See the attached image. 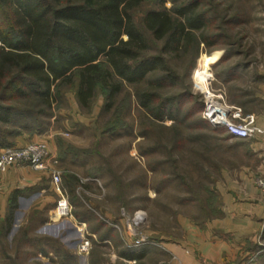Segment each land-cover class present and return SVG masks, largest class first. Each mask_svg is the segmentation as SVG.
I'll list each match as a JSON object with an SVG mask.
<instances>
[{"label":"trees","instance_id":"1","mask_svg":"<svg viewBox=\"0 0 264 264\" xmlns=\"http://www.w3.org/2000/svg\"><path fill=\"white\" fill-rule=\"evenodd\" d=\"M148 1L151 7H145ZM167 1L171 2L169 8L165 6ZM229 3L225 0L216 5L213 0H0V150L16 145L19 137L48 131L54 124L52 118L57 119L54 110L62 99L64 86L75 89L80 107L91 105L102 90L106 99L103 110L112 109L126 85L133 86V96L143 118L170 130L173 147L179 144L181 127L196 130L195 137L204 148L209 146L210 132L220 130L227 139L232 138L224 128H214L202 117V95L192 92L191 85L182 81L175 66L176 61L189 55L191 72L201 57L199 68L195 69L200 73L205 55L221 50L224 54L214 64L236 58L218 74L227 84L240 69L251 66L245 60L248 50H242L245 45L234 37L235 32L230 28L234 17L226 15L229 8L233 15H240L241 10H236L240 6L233 1ZM220 15L225 25L214 24ZM256 94L248 91L233 99L248 114L258 101ZM166 120L171 123L164 124ZM125 124L120 119L106 131ZM70 152L69 148L58 151L61 165ZM72 176L76 178L75 172ZM73 186L77 185L69 184L71 194L75 190ZM63 189L66 191L64 185ZM23 193L22 190L13 193L9 213L0 220V235L16 222L15 211ZM71 201L77 207L74 211L77 219L88 223L94 214L92 210L77 193L71 196ZM32 212L43 213L36 209ZM91 230L99 232L97 226ZM108 237V233L100 235L101 239ZM133 251L129 248L120 254L131 258Z\"/></svg>","mask_w":264,"mask_h":264},{"label":"rangeland","instance_id":"2","mask_svg":"<svg viewBox=\"0 0 264 264\" xmlns=\"http://www.w3.org/2000/svg\"><path fill=\"white\" fill-rule=\"evenodd\" d=\"M213 1L215 5L223 2ZM229 1L240 6L236 8L241 10L240 15H233L232 8L226 15L234 17L230 28L235 32L234 37L245 45L242 50H248L249 56L245 60L251 66L240 69L229 84L224 83L218 74L236 58L214 64L224 54L221 50L205 55L200 73H196V68H199L201 57L191 72L189 55L176 61L175 66L182 81L191 85L195 95H202V85L206 86L210 77L212 87L223 93V100L228 105L237 106L233 99L235 95L258 92L259 84L264 82V0H225V3L230 5ZM165 6L169 8L171 2L167 1ZM145 7H151V3L148 1ZM214 24L225 25L226 21L220 15ZM74 90L64 86L58 107L54 104L57 119L52 118L54 124L50 129L56 131L52 139L56 146V153L53 152L57 156L58 151L71 149L62 165L59 163V168L62 188L63 185L66 187L65 193L73 206L75 219L77 207L71 196L76 193L94 213L87 223L90 235L86 237L92 244L90 252L87 255L76 252L82 236L73 219L49 218L54 215L55 202L53 206L49 204L52 213L32 212L24 221L15 222L9 231L0 235V264H131L120 259V252L129 247L122 242L119 231L102 218L107 216L121 224L124 216L143 210L146 223L142 230L155 240L164 241L182 237L188 222L201 226L220 215L223 202L217 184L223 177V170L235 171L249 162L247 140L227 139L225 133L216 130L210 132L209 146L204 148L202 141L195 137L196 130L181 127L182 136L177 138L180 145L173 147L170 130L143 118L133 96V86H125L110 110H103L106 99L102 90L86 107L77 104ZM201 100L204 108L203 95ZM253 106L258 108V102ZM120 119L126 121V126L106 131L111 123L113 125ZM170 123V120L164 121V124ZM146 130L148 134H145ZM49 138L45 140L50 143ZM72 172L76 174L74 179ZM94 178L101 182V186ZM70 183L77 185L73 186L72 194ZM51 192L58 199L59 196ZM93 226H97L99 232L91 230ZM102 233H108L107 241L100 238Z\"/></svg>","mask_w":264,"mask_h":264},{"label":"crops","instance_id":"3","mask_svg":"<svg viewBox=\"0 0 264 264\" xmlns=\"http://www.w3.org/2000/svg\"><path fill=\"white\" fill-rule=\"evenodd\" d=\"M256 96L259 107L248 114H254L256 124L264 130V82ZM55 134L50 129L41 135H25L17 138L16 145L50 137L56 153ZM245 140L251 159L238 170H223L217 184L223 202L220 215L201 226L188 222L182 237L164 239L160 246L134 248L131 258L120 254V259L131 264H264V200L256 183L264 175V132ZM50 182L48 175L28 165L10 167L0 174V220L8 215L16 190L24 191L15 211L16 222L24 221L34 209L52 213L49 204L53 206L57 197L52 196Z\"/></svg>","mask_w":264,"mask_h":264},{"label":"built area","instance_id":"4","mask_svg":"<svg viewBox=\"0 0 264 264\" xmlns=\"http://www.w3.org/2000/svg\"><path fill=\"white\" fill-rule=\"evenodd\" d=\"M202 86L205 106L201 114L211 125L224 128L234 138H252L264 132L256 124L254 114H245L241 107L228 105L223 100V93L212 87L210 77L206 86ZM59 163L58 156L53 152L51 144L45 139L29 141L22 146H8L0 151V174L5 173L10 167L28 165L50 177L52 189L59 196L51 219H73L77 231L82 236V239L76 245V252L79 255H87L92 247L90 240L86 237L90 235L87 229V222L79 221L73 215V206L62 188V172L59 168ZM93 180L97 181V184L101 186V182L98 179L94 178ZM85 181L89 180L86 179ZM256 183L264 200V175L257 177ZM78 189L80 190V188ZM102 219L119 231L122 242L129 248L151 244L161 245L162 241L155 240L151 234L142 230L146 223V213L143 210H136L132 214L124 216L122 219L124 224H117L107 216Z\"/></svg>","mask_w":264,"mask_h":264}]
</instances>
